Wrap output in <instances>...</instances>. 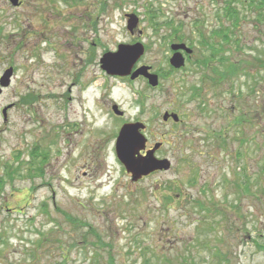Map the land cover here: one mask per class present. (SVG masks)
<instances>
[{
	"label": "rangeland",
	"instance_id": "1",
	"mask_svg": "<svg viewBox=\"0 0 264 264\" xmlns=\"http://www.w3.org/2000/svg\"><path fill=\"white\" fill-rule=\"evenodd\" d=\"M224 4L0 0V77L12 67L0 103L24 96L7 125L0 116V264H264V65L252 64L254 55L264 60V23H254L258 9L234 2L237 42L219 56L248 65L216 82L209 67L222 70L221 58L198 64L208 51L196 27L229 24ZM128 13L139 18L134 34ZM165 18L192 47L175 71L170 44L182 41ZM137 41L145 49L135 66L149 65L156 87L100 68L104 52ZM193 86L202 104L190 98ZM180 91L187 100L177 105ZM165 111L182 123L162 121ZM123 121L146 124V146L163 143L157 157L170 159L168 170L130 180L114 151ZM216 132L226 134L224 146ZM36 147L48 153L39 177L26 174ZM16 165L22 172L11 177ZM55 206L87 221L101 242Z\"/></svg>",
	"mask_w": 264,
	"mask_h": 264
},
{
	"label": "water",
	"instance_id": "2",
	"mask_svg": "<svg viewBox=\"0 0 264 264\" xmlns=\"http://www.w3.org/2000/svg\"><path fill=\"white\" fill-rule=\"evenodd\" d=\"M10 1L13 4L18 2V0ZM126 17L127 30L130 34H134L139 18L135 13H128ZM139 33H141V30H139ZM144 49V45L138 41L132 44L120 43L115 51H106L102 54L99 59L100 68L108 75L129 76L131 80L142 76L150 86L155 87L158 85V75L150 71L151 67L146 64L135 66L144 53ZM170 49L172 54L169 57V63L174 68H180L184 65L185 56L182 51L187 54L192 52V49L183 42L171 43ZM11 74L12 67L4 70L0 77V92L1 87L9 84ZM112 109L117 114L122 113L117 110L116 106H112ZM169 117L174 122L179 121L176 113L165 111L162 114L163 121H166ZM144 128L145 124L141 121L124 122L119 128L114 142L115 155L133 182L154 171H166L171 166L170 159L166 157L159 158L155 155V151L162 144L161 142H154L151 147L146 149L147 138L143 133Z\"/></svg>",
	"mask_w": 264,
	"mask_h": 264
},
{
	"label": "trees",
	"instance_id": "3",
	"mask_svg": "<svg viewBox=\"0 0 264 264\" xmlns=\"http://www.w3.org/2000/svg\"><path fill=\"white\" fill-rule=\"evenodd\" d=\"M236 1H241V0H224L225 4L223 5V8H222L223 9L222 15L224 16V18H226L229 21V24H227V25L221 24L222 25L221 27L212 28L211 30L208 31V33H205L202 26L196 27L198 43L200 46L204 47L208 51L207 55H204L203 58H201L200 60L197 61L198 64L208 68L209 64L212 63V60L218 59V58H221V63L223 64L222 70H218L217 67H209L210 70L212 71V73L216 74L218 77V78L215 77L214 81H216L217 79H225L226 77L229 78L231 76L238 75L239 70L245 72L246 69L244 67L246 65H248L247 62L242 61L244 63H242V66H240V63L236 64L235 62L227 60L226 56H219V53L221 51H226V47L224 46V45H228L226 43L237 42L236 38H233L234 29L237 26L238 20L240 18L238 15V10L234 7V2H236ZM242 1L246 2V4L249 7H252L254 9L259 10L258 15L254 17V23H256V24L264 23V0H242ZM150 7H152V6L150 5ZM156 12L158 13V10H156ZM156 12L154 10L151 11L152 15L155 16L156 18H158L159 15L158 14L155 15ZM152 19H155V18H152ZM163 23H164V25L170 26V28H173L171 35H173L174 38H172V39L176 38L178 41L184 42L185 39H184L183 34L178 33L179 29L177 27L174 28L170 19L165 18L163 20ZM262 53L264 54V51ZM189 57H190V55H187L186 59H188ZM255 60H258L262 66L264 65V60L261 61V57H257V55H254V61L252 62V64L257 62ZM170 70L175 71L176 69H173L170 67ZM219 81H221V80H219ZM219 81H216V82H219ZM190 92H191L190 98H195L198 100L199 104H202L201 103L202 100L200 99L201 90H199V88H196L195 86H193V89H191ZM184 96H185V94L182 93L181 91L178 93V95H176V99L178 100L177 105L181 104V102L187 100L186 96L185 97ZM171 123L175 127L182 122H179V123L178 122H171ZM221 132H224V131H221ZM215 134H216L215 136L214 135L212 136V137H214V142H217L218 146H221V145L224 146V143L227 142L226 134L224 135L223 133H217V132ZM185 139H186V136H183L182 134L179 133L177 135L176 141L178 143L179 142L183 143L184 141H186ZM241 140H243V139H241ZM226 145H227V143H226ZM36 149L37 150L33 149V150L29 151L30 159L28 161H26V164H28V167L26 169V171H27L26 174L29 176H38L39 177V176H42L44 173L42 167H43V164H45V162L47 160L48 153H47L45 148L36 147ZM18 158H19L18 163L25 162L19 156H17V159ZM21 165H16V167L13 168V170L11 171L12 172L11 177H13V173L22 172ZM9 175H11V173ZM177 190L179 191V188H177ZM167 198L169 199V197H167ZM196 202L200 208L203 207L202 202H200L198 200H196ZM56 208L59 212L62 213V215L64 216V218L68 222H70L72 224H78L81 226H88L87 232H89L92 236H94L98 241L101 242L100 233L93 226H91L87 221H82L81 219L73 216L72 214L68 213L67 211H64L58 207H56ZM83 239H84V241H87L85 234H83ZM216 255H218L219 257L220 256L223 257L222 255L217 254V253H216ZM109 259L112 260L113 258L109 255ZM222 259H225V257H223Z\"/></svg>",
	"mask_w": 264,
	"mask_h": 264
},
{
	"label": "flooded vegetation",
	"instance_id": "4",
	"mask_svg": "<svg viewBox=\"0 0 264 264\" xmlns=\"http://www.w3.org/2000/svg\"><path fill=\"white\" fill-rule=\"evenodd\" d=\"M182 69V68H181ZM14 70V69H13ZM12 76V75H11ZM110 77H117L116 75H109ZM119 77V76H118ZM10 83V82H9ZM9 84L5 87H2L1 88V92H0V96L9 88ZM18 102L16 101H13V102H9L5 105L1 104L0 103V116L3 120L4 123H6V125L9 123V115H10V112L12 111V109H16L18 108L20 105L23 106V103L22 101L20 102V100H23L24 99V96H20V94L18 95ZM112 102V101H111ZM171 120V119H170ZM126 121H123L122 123H124ZM172 122V120H171ZM146 124H145V129H144V132L146 131ZM150 147V145L147 146V148ZM158 151H156V155H157Z\"/></svg>",
	"mask_w": 264,
	"mask_h": 264
}]
</instances>
